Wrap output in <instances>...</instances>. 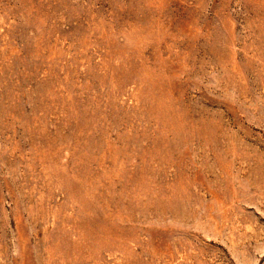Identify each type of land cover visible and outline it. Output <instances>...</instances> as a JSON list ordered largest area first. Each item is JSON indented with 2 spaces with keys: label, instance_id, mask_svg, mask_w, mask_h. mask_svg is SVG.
<instances>
[{
  "label": "rangeland",
  "instance_id": "1",
  "mask_svg": "<svg viewBox=\"0 0 264 264\" xmlns=\"http://www.w3.org/2000/svg\"><path fill=\"white\" fill-rule=\"evenodd\" d=\"M0 264H264V0H0Z\"/></svg>",
  "mask_w": 264,
  "mask_h": 264
}]
</instances>
